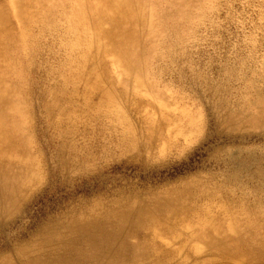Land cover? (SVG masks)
Instances as JSON below:
<instances>
[{
    "label": "rangeland",
    "instance_id": "374dc122",
    "mask_svg": "<svg viewBox=\"0 0 264 264\" xmlns=\"http://www.w3.org/2000/svg\"><path fill=\"white\" fill-rule=\"evenodd\" d=\"M61 1L0 0V25L40 35L34 77L53 106L47 113L38 94L35 111L23 106L38 181L23 193L26 213L1 226L0 246L48 215L120 191L186 188L225 216L215 244L192 239L177 264L217 258L234 224H264V0H150L133 25L134 58L92 52L73 107L60 91L65 54L50 34L53 21L67 27L51 9ZM159 238L179 247L168 231Z\"/></svg>",
    "mask_w": 264,
    "mask_h": 264
},
{
    "label": "bare ground",
    "instance_id": "6f19581e",
    "mask_svg": "<svg viewBox=\"0 0 264 264\" xmlns=\"http://www.w3.org/2000/svg\"><path fill=\"white\" fill-rule=\"evenodd\" d=\"M149 2L62 0L51 6L58 9L67 24L59 28L57 20L50 23L51 39L58 41L57 48L65 54L70 75L60 88L63 98L66 96L64 101L72 107L75 104L78 82L92 52L97 58L111 51L134 58L133 25L140 21ZM68 5L73 11L66 16L62 10ZM3 26L0 25V228L12 225L26 213L23 193L38 181L39 169L31 157L29 140L21 133L26 117L23 106L28 103L27 112L35 111L31 100L38 94L47 106L46 112L53 109L44 101L46 83L34 77L37 56L42 52L38 48L40 35L25 31L16 34ZM43 31L49 34L46 27ZM102 38L105 44L100 43ZM11 73L16 78H10ZM41 83L45 87L39 91L37 84ZM27 130L34 132V127ZM166 192L127 196L120 191L115 196L110 193L85 200L63 213L48 215L35 221L31 231L25 232L24 228L7 236L0 246V264H177L180 251H193L192 239L215 244L214 234L222 230L217 224L221 225L225 216H216L212 204L204 205L186 188ZM249 222L248 230L234 224L230 227L234 234L226 231L217 242L219 249L212 251L217 258L196 264H264V224L251 228L253 223ZM162 231H168L179 247L167 249L159 238Z\"/></svg>",
    "mask_w": 264,
    "mask_h": 264
}]
</instances>
